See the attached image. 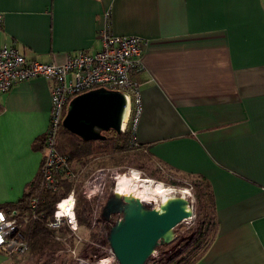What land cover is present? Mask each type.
Masks as SVG:
<instances>
[{"label":"crops","instance_id":"crops-1","mask_svg":"<svg viewBox=\"0 0 264 264\" xmlns=\"http://www.w3.org/2000/svg\"><path fill=\"white\" fill-rule=\"evenodd\" d=\"M106 22L146 42L136 144L172 174L211 185L216 231L194 264H264L263 1L0 0V46L59 65L100 50ZM52 87L32 79L0 94V205L16 203L41 169Z\"/></svg>","mask_w":264,"mask_h":264},{"label":"built area","instance_id":"built-area-1","mask_svg":"<svg viewBox=\"0 0 264 264\" xmlns=\"http://www.w3.org/2000/svg\"><path fill=\"white\" fill-rule=\"evenodd\" d=\"M109 19V12L105 14ZM100 50L89 53L77 51L69 54L63 64H43L29 61L13 46H0V94L8 92L20 82L43 79L53 83L50 97L49 122L44 140V159L41 167L40 190L46 192L58 191L60 178L73 182L66 198L61 199L54 206L52 217L48 220L49 228L58 229L66 226L71 235L76 236L78 223L75 218L74 188L78 183V173L72 171L66 157L61 156L55 148L58 130L64 118V111L68 102L90 90L104 88L122 93L126 100L125 118L122 122V131H129V145L137 147L135 130L141 112L140 84L135 79L143 71L142 54L143 42L139 37L116 36L112 33L110 24L106 22L98 35ZM103 169L95 174L103 173ZM177 193L173 196H182L181 188L172 187ZM115 188L112 189L114 192ZM92 192V190H91ZM187 195V194H186ZM90 201L91 194H83ZM192 198L190 191L186 198ZM102 201V197L100 198ZM67 202L61 210V203ZM41 197L33 196L29 202V212L20 216L16 211H0V255L10 260L26 255L28 238L23 234V227L29 222L43 218L38 212ZM96 204L92 210L91 219L100 220L101 208ZM70 235V236H71ZM59 239V238H56ZM76 241V239H75ZM81 239L75 242L78 246ZM75 249H67L74 253ZM79 264H93L91 260L78 259Z\"/></svg>","mask_w":264,"mask_h":264},{"label":"trees","instance_id":"trees-1","mask_svg":"<svg viewBox=\"0 0 264 264\" xmlns=\"http://www.w3.org/2000/svg\"><path fill=\"white\" fill-rule=\"evenodd\" d=\"M103 134L106 137L104 141L85 142L60 126L55 141L58 153L67 158L72 171L77 173L80 169H83L79 182L74 188L75 218L78 226L86 229L90 226V216L98 201L96 196L90 201L84 198L81 193V187L94 171L119 167L135 168L139 165H145L150 168L151 162L161 166L152 160L142 146L132 147L129 145L130 134L128 130L120 132V134H116L113 131ZM44 140L45 136L39 140L43 144V147H41L42 151H44ZM161 167L171 174L168 169ZM149 175L155 180L162 179L156 169L150 170ZM40 176L41 169L37 177L26 185L22 197L16 203L0 205V211L13 210L20 216H24L29 212L28 205L31 198L39 194L41 203L38 212L43 214V218L35 222H29L23 227V234L28 238L27 258H34L35 264H75L68 254L70 252H67L68 248L70 250H76L77 248L75 247V238L71 235V231L66 226L58 229L47 226L48 220L52 217L55 204L66 198L73 182L62 177L56 193L46 192L40 190ZM189 179L195 181L194 212L199 224L197 223V228L194 232H191L188 243L178 253L158 264L196 263L203 256L215 235V203L211 185L199 175L196 178ZM89 236L90 239H94L97 234L90 232ZM83 246H85L84 243Z\"/></svg>","mask_w":264,"mask_h":264},{"label":"water","instance_id":"water-1","mask_svg":"<svg viewBox=\"0 0 264 264\" xmlns=\"http://www.w3.org/2000/svg\"><path fill=\"white\" fill-rule=\"evenodd\" d=\"M126 100L122 93L104 88L72 98L61 126L82 141H104L103 133L120 134ZM109 251L117 264H146L156 249L170 245L178 236L177 227L194 217V203L183 196H170L153 207L129 194L109 193L100 213ZM83 264V263H80Z\"/></svg>","mask_w":264,"mask_h":264},{"label":"rangeland","instance_id":"rangeland-1","mask_svg":"<svg viewBox=\"0 0 264 264\" xmlns=\"http://www.w3.org/2000/svg\"><path fill=\"white\" fill-rule=\"evenodd\" d=\"M262 1L264 4V0ZM150 168L145 165H139L138 167L135 168L119 167V168L103 169L104 170L103 173L101 172L98 174H95L94 171L81 187L82 196L83 194L86 193L91 194L92 198L96 196L98 201L97 205L99 206L97 210L98 212L99 209L102 208L105 200L107 199L108 192L111 193L112 189L115 188L116 174L122 175L129 173V171L136 170L135 172H137L138 175L143 179L150 178L155 182H160L166 187H170V188L176 187V188H181L180 190H186L187 192L190 191L192 198L190 197L189 199L193 201L194 209H195L194 192L196 186H195V181L193 179H185L178 177L175 174L172 173L170 174L166 170H163L161 166L155 164L154 162H151ZM155 169L158 170V172L160 173V176L162 178L159 179L160 181L155 180V178H152L149 175L150 170H155ZM77 173L79 175L78 177V182H79V178L81 173H83V169H80V171H78ZM173 181L174 183H172ZM101 197H102V201L100 200ZM117 218L118 216H112L110 219V223L106 224V223H102L100 220L94 222L92 221L90 216V226L88 229L78 226V230L74 238L76 239V241L79 239H81V241L79 242L73 254L68 253L75 264H79L78 259L88 260V261L91 259L93 264H117V262L110 254L108 243L106 241V236H105L106 232L110 229L112 224H114ZM197 223L199 224V222L195 217V212H194V217L192 219H187L177 227V234H178L177 238L170 245L157 248L155 253L147 260L146 264L162 263L165 260L169 259L172 255L178 253L180 249L183 246H185L190 240L191 232H194V230L197 228ZM90 232H94L95 234H97V237H95L94 239H90L89 236ZM83 243L85 244V246H83ZM17 259H19L20 264H35V259L27 258L26 255Z\"/></svg>","mask_w":264,"mask_h":264},{"label":"bare ground","instance_id":"bare-ground-1","mask_svg":"<svg viewBox=\"0 0 264 264\" xmlns=\"http://www.w3.org/2000/svg\"><path fill=\"white\" fill-rule=\"evenodd\" d=\"M135 171H129V173L122 175L116 174L115 192H118L119 194L132 195L133 197L139 199L142 203L153 207L158 206L160 202L166 200L170 196H173V192L177 193L172 188L166 187L160 182H155L150 178H141ZM180 191L182 192V196L184 198L188 196V192L186 190ZM66 204L67 202L60 204L59 207L61 210L65 208L64 206Z\"/></svg>","mask_w":264,"mask_h":264}]
</instances>
